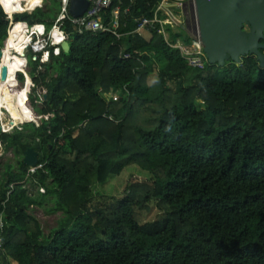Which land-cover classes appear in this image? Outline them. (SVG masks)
<instances>
[{"label":"trees","instance_id":"1","mask_svg":"<svg viewBox=\"0 0 264 264\" xmlns=\"http://www.w3.org/2000/svg\"><path fill=\"white\" fill-rule=\"evenodd\" d=\"M120 1V40L78 35L66 20L68 53L28 59V102L41 125L0 132L18 157L0 174V264H264V69L255 56L191 68L160 34L134 33L160 0ZM44 3L14 21L51 29L61 0ZM7 29L0 6V49ZM168 31L173 43L190 42ZM28 149L38 155L34 174ZM131 166L149 174V187L129 185L95 209L94 188ZM48 196L63 219L45 237L29 209ZM154 207L163 219L142 223Z\"/></svg>","mask_w":264,"mask_h":264},{"label":"built area","instance_id":"2","mask_svg":"<svg viewBox=\"0 0 264 264\" xmlns=\"http://www.w3.org/2000/svg\"><path fill=\"white\" fill-rule=\"evenodd\" d=\"M114 1H117V5L110 11V13H108L113 7ZM87 2L88 8L83 16L80 18H72L69 16L68 11L69 0H61L60 14L55 24L49 30L46 26L41 24L29 26L26 23H19L25 27L23 29L26 43L23 48V57L26 60L24 69L28 67L29 57H32V60L36 61L39 56H43L41 63H44L49 55V48H53L54 54H58L61 44L64 42L69 43L70 35L63 30L64 22L66 20L71 23L74 33L78 35L110 34L114 36L117 41L122 38L123 34L118 32L121 26L119 19L121 13V1L87 0ZM187 2L192 4L195 9L196 0H160L155 8L153 18L151 20L138 21V27L134 33L144 39L146 38L143 36V32H149V34H151V32H156L160 34L168 46L179 51L189 67L194 69H204L208 60L199 40L198 28L197 37L191 39L188 44H186L182 38L175 39V42L173 43L171 41L170 32L168 31V28L173 32H176L174 30L183 29L185 23L184 9ZM42 4L43 0L38 8H42ZM33 11H27V13L30 14ZM176 12H180V15ZM124 13L126 14L127 10H125ZM14 15H6V20L8 21L6 40L9 38L12 27L16 24L14 21ZM180 26H182V28H180ZM55 31L59 32L61 35L60 41L55 40ZM15 41V43L18 42L17 39ZM14 52L15 50H12L11 53ZM124 58H129V55H125ZM40 93H42V91H40ZM109 98L113 101L116 100V97L111 94H109ZM45 120H47V118H45ZM39 167L40 166L29 168V174H34ZM1 244L2 242L0 240V247Z\"/></svg>","mask_w":264,"mask_h":264},{"label":"water","instance_id":"3","mask_svg":"<svg viewBox=\"0 0 264 264\" xmlns=\"http://www.w3.org/2000/svg\"><path fill=\"white\" fill-rule=\"evenodd\" d=\"M87 8V0H69L68 11L72 18H80ZM195 12L199 40L210 65L220 68L227 62L239 65L243 57L255 56L259 67L264 69L261 52L264 49L261 44L264 41V0H196ZM60 48L68 53L69 43H62ZM1 57L2 49L0 60ZM6 78L7 69L2 67L0 80L4 82ZM37 157V153L28 149L23 163L35 168Z\"/></svg>","mask_w":264,"mask_h":264},{"label":"rangeland","instance_id":"4","mask_svg":"<svg viewBox=\"0 0 264 264\" xmlns=\"http://www.w3.org/2000/svg\"><path fill=\"white\" fill-rule=\"evenodd\" d=\"M1 3V2H0ZM43 7L45 6L44 0H43ZM1 6V5H0ZM3 7V6H1ZM3 11H6L4 7L2 8ZM177 14L180 15V12H176ZM176 14V15H177ZM184 27L181 30H174L176 32H180L182 35L186 36L189 40L197 37V21H196V13L195 9L192 4H189L187 2L185 9H184ZM148 33L143 32V36L147 39ZM183 39V38H182ZM184 40V39H183ZM23 72H26L28 77L25 79L24 83L23 81L20 82L18 80V76L22 75V79L24 80V74H18L16 73V80L17 83L19 84L17 89L20 91L25 92V100H26V105L29 107L32 115L35 117L34 120H31L30 122L35 126L38 127L41 125V119L39 115L31 108L30 103L28 102V95L30 93L29 90V85H30V78H29V68H25ZM21 73V72H19ZM155 75H151V77L148 79V84L152 85L155 81ZM170 85V84H168ZM171 87L174 89V86L171 85ZM42 91V90H41ZM45 92L42 91L41 94H44ZM103 93V92H101ZM111 94L112 96H116L119 98L120 96L118 93H110L106 92L104 94ZM107 97V96H106ZM109 100V97L107 98ZM203 108V106H201ZM198 110L199 107L197 106ZM201 108V110H202ZM9 122L8 116L0 110V132L1 133H8L11 134L13 133L14 130H20L21 126L23 124L28 123L26 121L22 125H18L6 132L4 129L5 125H7ZM3 129L5 131H3ZM18 164V157L14 154L13 149H9L7 151H4V147L0 145V174L3 172L4 167L6 165H11L13 169H16V166ZM150 176L144 171H141L138 167L136 166H131L125 168L123 172L119 176L110 178L102 187L96 186L93 191H95V201L93 203V207L95 209L100 208V207H105L109 204H113V202L122 197L124 194H127L126 187L132 184H135L134 186L137 187L139 190H144V187H149V182L147 179H149ZM27 192L30 196L40 199V194L43 193L42 190L39 189V187L35 183H28L26 185ZM99 195L97 196V194ZM54 206V198L51 196H48L45 198V200L42 201L41 206L39 207H31L29 209V214L32 215L34 218L37 219V221L40 224L41 231L43 235L46 237L48 236L51 232H53L55 229H57L59 223L63 219V215L61 213H56V214H51L49 210ZM144 212V209H141V214ZM164 211L154 207L150 212H148L146 215L142 217V223H153V222H158L164 217Z\"/></svg>","mask_w":264,"mask_h":264},{"label":"bare ground","instance_id":"5","mask_svg":"<svg viewBox=\"0 0 264 264\" xmlns=\"http://www.w3.org/2000/svg\"><path fill=\"white\" fill-rule=\"evenodd\" d=\"M0 2V5L6 10L3 12L8 16H12L25 11L35 10L41 5L42 0H0ZM24 28L19 23L14 24L9 38L2 49L0 60V72L2 67L7 69L6 80L4 82L0 80V110L9 118L8 124L4 127L6 132L8 130L11 131L12 128L18 125H22L26 121L30 122L35 119L26 105L25 92L17 89L19 84L15 77L16 73L23 72L26 65V60L23 57V48L26 44L23 32ZM54 34L55 40L60 41L61 35L59 32L55 31ZM16 39L17 43H15ZM12 50H15V52L11 53ZM4 129L3 131H5Z\"/></svg>","mask_w":264,"mask_h":264},{"label":"crops","instance_id":"6","mask_svg":"<svg viewBox=\"0 0 264 264\" xmlns=\"http://www.w3.org/2000/svg\"><path fill=\"white\" fill-rule=\"evenodd\" d=\"M151 34H148V37H147V39H149V36H150ZM198 102H200V103H203V102H201V101H198ZM204 106V105H203ZM200 110H201V108H200Z\"/></svg>","mask_w":264,"mask_h":264},{"label":"clouds","instance_id":"7","mask_svg":"<svg viewBox=\"0 0 264 264\" xmlns=\"http://www.w3.org/2000/svg\"><path fill=\"white\" fill-rule=\"evenodd\" d=\"M25 13V12H24ZM3 49V48H2ZM19 74V73H18ZM44 95H45V93H44Z\"/></svg>","mask_w":264,"mask_h":264}]
</instances>
